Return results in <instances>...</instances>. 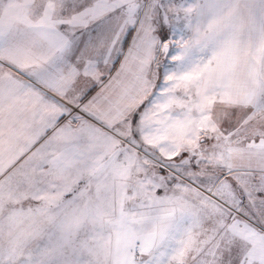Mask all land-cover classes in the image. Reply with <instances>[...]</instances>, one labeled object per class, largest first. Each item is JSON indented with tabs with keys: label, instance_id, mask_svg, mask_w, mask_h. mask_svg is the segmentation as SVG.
<instances>
[{
	"label": "snow or ice",
	"instance_id": "obj_1",
	"mask_svg": "<svg viewBox=\"0 0 264 264\" xmlns=\"http://www.w3.org/2000/svg\"><path fill=\"white\" fill-rule=\"evenodd\" d=\"M0 264H264V0H0Z\"/></svg>",
	"mask_w": 264,
	"mask_h": 264
}]
</instances>
